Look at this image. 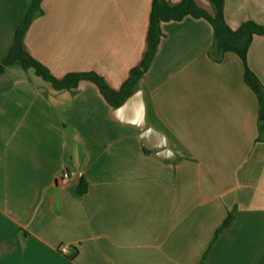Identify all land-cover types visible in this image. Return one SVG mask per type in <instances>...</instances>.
Listing matches in <instances>:
<instances>
[{
  "label": "crops",
  "instance_id": "0c3cea01",
  "mask_svg": "<svg viewBox=\"0 0 264 264\" xmlns=\"http://www.w3.org/2000/svg\"><path fill=\"white\" fill-rule=\"evenodd\" d=\"M27 2L0 0V62ZM151 4L43 0L25 48L58 78L94 71L119 90L146 51ZM225 17L232 28L264 23V0H225ZM161 28L135 91L170 159L146 151L90 80L56 91L18 64L0 76V264H200L204 254L205 264H264V115L244 64L210 53L205 18ZM247 61L264 84V36Z\"/></svg>",
  "mask_w": 264,
  "mask_h": 264
},
{
  "label": "trees",
  "instance_id": "16d2710c",
  "mask_svg": "<svg viewBox=\"0 0 264 264\" xmlns=\"http://www.w3.org/2000/svg\"><path fill=\"white\" fill-rule=\"evenodd\" d=\"M43 0H28L24 16L19 23L14 42L8 54L0 62V76L7 67L18 64L24 69H33L42 79L50 83L56 91L72 90L82 80H90L99 88L106 100L114 107L120 106L138 87L139 80L149 69L159 49L163 35L161 25L165 21H180L187 16L194 18H205L213 28L214 42L210 53L216 52L220 58L225 52H234L244 64V80L254 91L259 103L260 114L264 115V84L256 73L249 67L247 57L254 36H264V23L254 20L242 22L237 28H232L225 17V0H209L212 12L200 6L196 0H180L170 3L168 0H152L149 25L147 31V48L140 63L130 71L128 79L119 90L111 88L104 78L94 71L70 72L58 78L54 76L48 67L37 60L25 48V36L32 22L43 13ZM260 135L264 138V122L259 125ZM146 151H150L144 148ZM87 192V184L82 178L76 188V195L81 196ZM233 213H228L224 222L216 230L214 242L220 233L231 223ZM206 254L203 255L200 264H205Z\"/></svg>",
  "mask_w": 264,
  "mask_h": 264
},
{
  "label": "water",
  "instance_id": "95a60500",
  "mask_svg": "<svg viewBox=\"0 0 264 264\" xmlns=\"http://www.w3.org/2000/svg\"><path fill=\"white\" fill-rule=\"evenodd\" d=\"M113 117L123 123L132 124L140 130V140L149 150L157 151L160 157L170 159L169 150L166 149L165 137L156 129L146 125L144 109L139 90L132 93L120 106L113 111Z\"/></svg>",
  "mask_w": 264,
  "mask_h": 264
},
{
  "label": "built area",
  "instance_id": "2783aa9c",
  "mask_svg": "<svg viewBox=\"0 0 264 264\" xmlns=\"http://www.w3.org/2000/svg\"><path fill=\"white\" fill-rule=\"evenodd\" d=\"M70 177V174L68 172H64L62 175H61V178L63 180H67L68 178ZM70 246L69 245H62L60 250L61 252L63 253H67L69 250H70Z\"/></svg>",
  "mask_w": 264,
  "mask_h": 264
}]
</instances>
